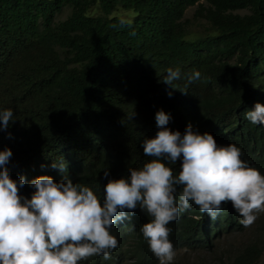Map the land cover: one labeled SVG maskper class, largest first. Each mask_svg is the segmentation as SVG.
<instances>
[{
	"label": "trees",
	"instance_id": "1",
	"mask_svg": "<svg viewBox=\"0 0 264 264\" xmlns=\"http://www.w3.org/2000/svg\"><path fill=\"white\" fill-rule=\"evenodd\" d=\"M118 8L133 14L112 15ZM193 21L204 23L198 35ZM169 69L180 70L176 90L163 82ZM256 103L264 105V0H0V112L11 109L14 120L0 131V151L13 153L11 178H25L21 196L31 198V181L48 175L103 200L109 179L153 159L143 140L155 137L161 110L169 129L183 134L191 124L219 146L235 144L264 175V124L244 117ZM180 164L168 165L174 175ZM150 219L139 207L128 212L111 230L112 259L81 264H159L139 231ZM240 219L230 202L215 220L193 204L168 225L169 239L175 250L209 252L245 229ZM253 236L219 264H255L263 247Z\"/></svg>",
	"mask_w": 264,
	"mask_h": 264
},
{
	"label": "clouds",
	"instance_id": "2",
	"mask_svg": "<svg viewBox=\"0 0 264 264\" xmlns=\"http://www.w3.org/2000/svg\"><path fill=\"white\" fill-rule=\"evenodd\" d=\"M200 75L193 72L188 82ZM180 78L179 69H169L163 82L176 90L173 81ZM244 117L264 124V105L256 103ZM155 119L159 130L143 140L144 156L153 159L129 169L127 177L109 179L103 200L67 176L56 182L48 175L31 181V198L21 196L25 178H11L7 165L13 153L10 148L0 151V264H81L96 256L111 260L119 246L111 230L138 207L152 218L139 231L159 264H173L176 252L168 225L193 204L215 220L230 202L240 224L251 226L256 213L264 212V175L241 159V149L219 146L212 134L194 131L191 124L183 134L173 131L162 110ZM10 121L11 109L0 112V131L7 130ZM178 160L180 171L174 175L168 165ZM52 167L66 170L63 163Z\"/></svg>",
	"mask_w": 264,
	"mask_h": 264
},
{
	"label": "rangeland",
	"instance_id": "3",
	"mask_svg": "<svg viewBox=\"0 0 264 264\" xmlns=\"http://www.w3.org/2000/svg\"><path fill=\"white\" fill-rule=\"evenodd\" d=\"M97 7V5L95 6ZM193 7H187L184 11V17H190ZM242 12V11H240ZM67 13V9L64 8L59 18H64ZM133 14V11L127 9H116L112 12V15H117L123 19H129ZM204 23L201 21H193L191 25L192 34H200L203 30ZM257 219L255 222L240 233H230L223 235L220 239L216 241L214 250L204 251V250H185L177 249L175 250L176 256L173 264H219L221 258H224L225 254L228 252H234L240 245H242L249 238L253 239L254 234L258 235L261 240V245L263 250L258 261L255 264H264V212L256 213ZM230 254V253H229ZM127 264V263H126Z\"/></svg>",
	"mask_w": 264,
	"mask_h": 264
}]
</instances>
